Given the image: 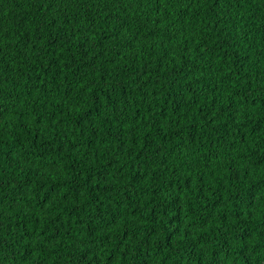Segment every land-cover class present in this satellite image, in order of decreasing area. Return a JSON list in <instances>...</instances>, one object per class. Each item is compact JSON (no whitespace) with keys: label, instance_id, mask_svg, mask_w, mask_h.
I'll use <instances>...</instances> for the list:
<instances>
[{"label":"trees","instance_id":"trees-1","mask_svg":"<svg viewBox=\"0 0 264 264\" xmlns=\"http://www.w3.org/2000/svg\"><path fill=\"white\" fill-rule=\"evenodd\" d=\"M0 264H264V0H0Z\"/></svg>","mask_w":264,"mask_h":264}]
</instances>
